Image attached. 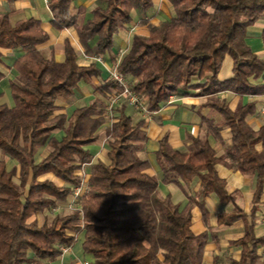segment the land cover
<instances>
[{
  "label": "trees",
  "instance_id": "1",
  "mask_svg": "<svg viewBox=\"0 0 264 264\" xmlns=\"http://www.w3.org/2000/svg\"><path fill=\"white\" fill-rule=\"evenodd\" d=\"M74 1L48 0L52 22L59 30L75 27L90 57L112 52L133 12L141 15L147 33L134 34L119 70L130 75V87L148 113L159 111L172 96L208 97L204 106L222 115L233 141L219 157L208 138L210 131L219 132L213 119L201 114L205 134L189 136L185 150L175 148L166 134L156 151L160 175H150L151 162L141 157L148 142L145 120L130 112L126 100L105 128L109 163L95 161L91 145L108 123L107 106L96 99L68 114L57 101L74 96L81 82L101 78L102 69L96 63L81 65L69 40L63 61L45 58L38 47L49 34L41 20L13 23L5 13L0 16V64L3 49H22L23 55L13 66L18 75L10 83L11 103L0 102V152L17 161L9 168L0 158V264H55L80 233L84 252L93 257L89 264H204L208 238L192 230V197L182 205L160 192L161 183L176 184L190 196L194 181L201 183L204 198L215 194L225 206L234 205L219 213L220 226L244 221V235L232 241L242 247V258L234 264H264L259 255L264 235L256 234L264 194V121L259 129L248 123L257 111L255 100L232 109L215 97L224 91L264 97V59L247 43L250 28L264 16V0H168L173 14L158 25L148 18L154 0H98L85 23L80 16L86 9L73 14ZM261 38L264 42V28ZM226 55L233 59V76L221 79ZM4 77L0 69V81ZM111 87L122 90L113 80L98 89ZM57 130L63 131L61 138ZM45 146L50 150L38 160ZM219 163L256 177L250 219L220 177ZM86 164L91 170L80 209L41 222L40 213L66 202L83 185L79 171ZM199 205L207 217L204 203Z\"/></svg>",
  "mask_w": 264,
  "mask_h": 264
},
{
  "label": "crops",
  "instance_id": "2",
  "mask_svg": "<svg viewBox=\"0 0 264 264\" xmlns=\"http://www.w3.org/2000/svg\"><path fill=\"white\" fill-rule=\"evenodd\" d=\"M157 2V0H154V8L148 12V18L150 17L151 23L155 25H158L161 22L157 18L158 13L154 15L157 12L156 9L158 8ZM97 4L98 0H75L72 12L73 14H77L80 8L84 7L86 12L80 16V23H85L87 20L92 18V10L95 6H97ZM5 13H9L13 23L29 18L41 20L43 29L49 34V39L38 47L40 53L45 58H51L54 56L58 61H63L64 44L67 40H69L79 55V63L81 65L96 63L94 60L88 58L89 56L86 57L84 50L79 43L75 27L59 30L53 25L52 13L48 6V0H0V16ZM140 19L141 15L138 14V16L135 17L131 23L127 24L116 37L114 50L110 53L102 55L104 56L108 66L115 63L117 54L121 49H128L131 45L134 34L147 33V30L144 28L145 26L141 24ZM263 28L264 16H262L250 28L249 36L247 38V43L261 59H264V42L261 38ZM126 42L127 46H124ZM2 52L3 62L0 64V69L5 73V77L0 81V102L10 104V83L11 81H16L18 75V72L13 66L16 59L23 55V50L3 49ZM96 64L103 71V75L99 79H107V81L111 80L107 65L101 63ZM233 65L234 63L232 57L230 55H226L220 72L221 79H228L233 76ZM97 80L98 79H95L92 84L81 82L75 95L72 96L73 98H60L57 101L58 105L63 107V111L68 114H71L76 108L87 105L81 103L83 101L81 98L83 96L82 92L86 93L88 88L95 84ZM98 85L101 86L100 83H97V86ZM215 97L226 100L232 109H236L239 105H245L255 100L257 103V111L254 115H250L247 120L254 129H259L263 125L264 97H256L253 95L241 96L230 91L220 92L215 95ZM207 99L208 97L204 96L176 95L172 102L165 104L159 111L148 113L140 117V119L145 120V129L148 135L147 150L141 153V157L151 162V168L147 171L150 175H160V170L156 162V151L159 149V141L166 134H169L170 141L175 148L183 150L188 149L191 144L189 136L198 137L205 134L206 129L201 124V114L212 118L214 126L219 132V136H216L213 131H210L208 135L210 142L216 149L217 155L222 157L226 154L227 147L230 146L233 141L230 127L225 123L221 114L215 112L210 107L204 106ZM71 102L73 105L78 102L79 103L76 106H73ZM98 143L99 141L91 145V148L96 151L95 161L102 160L105 163H109L107 153L104 154L99 151ZM9 161L11 160H7V163H9ZM11 162L12 166L16 164L14 161ZM216 169L220 177L227 181L228 190L235 195L237 203L244 208L250 219L256 187V177L254 175L244 174L224 163L217 164ZM53 180L58 184L61 182L57 178H54ZM165 185H167L165 188L168 189L165 190L163 196L170 195L175 202H181L182 205H187L190 201V197H192L194 201L192 203V230L195 234L206 233L208 238L204 254V264H234V261L241 260L242 247L233 245L232 241L237 240L244 235V221L239 220L232 226H220L218 224L219 213L222 211L233 210V204L225 206L220 202L219 198L215 194L204 198L203 188L199 181L193 182L189 193L190 196H188L186 192L176 184V192H173L170 189L173 184ZM162 186L163 185L161 183L160 192L162 191ZM199 203H204L208 212L207 217L204 215ZM256 234L257 236L264 235V194L262 196V204L259 206V210L256 214ZM83 242L84 237L81 241L82 248L78 250L77 253L78 255H81V257L85 258L84 260L91 261L93 257L92 255L84 252ZM75 245L73 247L63 249L61 259L64 260L73 255ZM263 248L264 247L260 248L259 255L264 260V257L261 254V250Z\"/></svg>",
  "mask_w": 264,
  "mask_h": 264
},
{
  "label": "rangeland",
  "instance_id": "3",
  "mask_svg": "<svg viewBox=\"0 0 264 264\" xmlns=\"http://www.w3.org/2000/svg\"><path fill=\"white\" fill-rule=\"evenodd\" d=\"M157 1H158L157 2L158 3V8L156 9L157 12L156 13L153 12V11L152 12L155 13L154 15H156L158 13L157 14L158 15L157 18L160 21H162L164 19H168L173 14V9H172V6H171L170 2L168 0H157ZM138 14H139V12L137 10H135L133 12V17L134 18L137 17ZM144 26H145L144 28L147 30V26L146 25H144ZM124 46H127V42L125 43ZM104 82H107V79H104V80L98 79L95 84L91 85L88 88V91H86V93H83L82 92V95L83 96L81 95L82 96L81 98L83 99V101L81 103L82 104H90L91 102H93V101H95L97 99V100H100L103 103H105V105L108 108V104L111 102V100L118 93H120V90H118L115 87H111V88L106 89L104 91L99 90L98 88L101 87L104 84ZM97 83H100L101 86H99V85L97 86ZM174 98H175V96H174ZM126 100H128V98L123 97L122 100H121V102L122 101H126ZM120 103L116 106L115 110L117 109V107H119L121 105ZM71 104H72V102H71ZM77 104H74V105L72 104V105L73 106H76ZM143 108L144 107L142 106V104L139 105V106H135V105H131L130 104V112L132 114H134L138 118H140L141 116H143L145 114H148V113H146V111ZM107 116H108V118H107L108 119V123L104 127H102L100 129V131H99V133H100V140H99V143H98L99 151L103 152L104 154L107 153V150L109 148L108 147V136L106 135L105 128L108 125H110V123L114 120V118L111 117L109 114H107ZM109 121H110V123H109ZM54 134L58 138H61V136L63 134V131L57 130V131L54 132ZM49 150H50L49 146H45L44 148H42L41 151L38 154V160H41L44 156H46L48 154ZM0 153H1L0 158L5 157V159L11 160V161H14V162L17 163L16 160H13L12 158H10L9 156L3 154L2 152H0ZM11 161H9V163H8V167L9 168H12L13 167ZM90 169H91V165L90 164H86V165L83 166L82 170L79 172L80 175H81V177H82V180H83V185L81 187H84V188L86 187L87 181H88V178H89V175H90ZM50 177L53 178V176H50ZM59 184L62 185L63 183L62 182H59ZM162 185H163L162 186L163 188H162L161 194L163 195V193L165 192V190L168 189V188H165V187H167V185H165L163 183H162ZM171 187L172 188H170V189L173 192H176V185L173 184ZM80 207H81L80 196L79 197L78 196L76 197L73 194V195H71L69 197V199L66 202H62V203L60 202V203H58L57 207L52 208V209H48L44 213H40L38 215V218L40 219L41 222H43L45 220V218L52 219L57 214H61V215L70 214V213H72V212H74L76 210H79ZM83 237H84V233H80L78 235V238L79 239L77 241V244L75 245V251H74L73 255H71L69 258L67 257V259H64V260L60 258L55 264H81V263H83L82 261L85 258L81 257V255H78V253H77L78 250H80L82 248L81 241H82V238Z\"/></svg>",
  "mask_w": 264,
  "mask_h": 264
},
{
  "label": "built area",
  "instance_id": "4",
  "mask_svg": "<svg viewBox=\"0 0 264 264\" xmlns=\"http://www.w3.org/2000/svg\"><path fill=\"white\" fill-rule=\"evenodd\" d=\"M126 51L127 49H121L117 54L115 63L111 66H108L104 56L102 55L94 56V57H90V56L88 57L86 55V57L94 60L96 63L107 65V68L110 74V79L116 82L122 88L120 93H118L108 104V114L111 117H114L115 108L121 102L123 97L128 98V101L131 105L139 106L142 104L140 97L136 93H134L130 87V83H129L130 75L128 73H123L119 70V64L121 62L123 55L126 53ZM173 100H174V96L170 98L169 102H172ZM143 109L146 111V113H148L145 108ZM84 190H85L84 187H77L74 189V195L76 197L82 196ZM63 249H66V248H63ZM261 254L264 257V248L261 250ZM89 263L90 261L85 260L83 261L82 264H89Z\"/></svg>",
  "mask_w": 264,
  "mask_h": 264
}]
</instances>
